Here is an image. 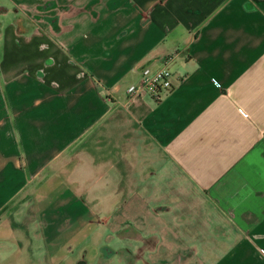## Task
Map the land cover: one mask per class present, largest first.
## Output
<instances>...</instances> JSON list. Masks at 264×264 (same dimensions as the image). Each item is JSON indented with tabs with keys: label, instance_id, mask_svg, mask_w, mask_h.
Returning a JSON list of instances; mask_svg holds the SVG:
<instances>
[{
	"label": "crops",
	"instance_id": "1",
	"mask_svg": "<svg viewBox=\"0 0 264 264\" xmlns=\"http://www.w3.org/2000/svg\"><path fill=\"white\" fill-rule=\"evenodd\" d=\"M0 264H264V0H0Z\"/></svg>",
	"mask_w": 264,
	"mask_h": 264
},
{
	"label": "built area",
	"instance_id": "2",
	"mask_svg": "<svg viewBox=\"0 0 264 264\" xmlns=\"http://www.w3.org/2000/svg\"><path fill=\"white\" fill-rule=\"evenodd\" d=\"M172 84V71L164 63L155 69H150L147 66L143 67L138 79L129 83L126 90L129 97L141 92H149L158 98L161 96V92L170 88Z\"/></svg>",
	"mask_w": 264,
	"mask_h": 264
}]
</instances>
